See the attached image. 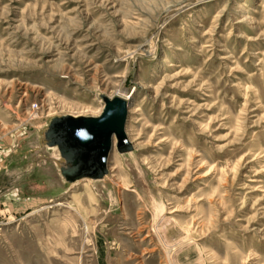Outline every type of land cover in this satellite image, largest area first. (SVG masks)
I'll return each mask as SVG.
<instances>
[{"label":"rangeland","instance_id":"rangeland-1","mask_svg":"<svg viewBox=\"0 0 264 264\" xmlns=\"http://www.w3.org/2000/svg\"><path fill=\"white\" fill-rule=\"evenodd\" d=\"M101 94L132 150L67 184ZM0 264H264V0H0Z\"/></svg>","mask_w":264,"mask_h":264},{"label":"water","instance_id":"water-1","mask_svg":"<svg viewBox=\"0 0 264 264\" xmlns=\"http://www.w3.org/2000/svg\"><path fill=\"white\" fill-rule=\"evenodd\" d=\"M100 96L104 105L99 115H56L42 131V143L58 151L55 162L67 184L104 178L114 140L118 152L132 150L125 131L128 100L119 95Z\"/></svg>","mask_w":264,"mask_h":264},{"label":"bare ground","instance_id":"bare-ground-1","mask_svg":"<svg viewBox=\"0 0 264 264\" xmlns=\"http://www.w3.org/2000/svg\"><path fill=\"white\" fill-rule=\"evenodd\" d=\"M124 98H126V97H124ZM76 116V115H75ZM78 116V115H77ZM55 158H58V156H56Z\"/></svg>","mask_w":264,"mask_h":264}]
</instances>
